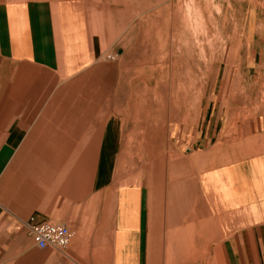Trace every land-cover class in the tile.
<instances>
[{
  "label": "rangeland",
  "instance_id": "obj_1",
  "mask_svg": "<svg viewBox=\"0 0 264 264\" xmlns=\"http://www.w3.org/2000/svg\"><path fill=\"white\" fill-rule=\"evenodd\" d=\"M37 1L64 40L75 36L82 64L0 59V222L19 194L25 209L66 183L71 194L89 188L111 120L122 126L118 167L150 187L149 264H240L228 245L172 224L210 211L198 179L209 149L223 193L242 180L264 195V139L242 129L264 120V0ZM219 227L200 221L198 236L216 239ZM24 231L27 249L42 253ZM0 237V262L14 264V235ZM259 245L246 243L244 264H264Z\"/></svg>",
  "mask_w": 264,
  "mask_h": 264
},
{
  "label": "crops",
  "instance_id": "obj_2",
  "mask_svg": "<svg viewBox=\"0 0 264 264\" xmlns=\"http://www.w3.org/2000/svg\"><path fill=\"white\" fill-rule=\"evenodd\" d=\"M49 12H53L49 4L37 0H0V59L47 67L64 63L71 69L81 65L79 42L75 36L64 40L62 28H56ZM145 113L148 115L149 110ZM263 121H246L242 127L246 130L245 140L264 139ZM97 139L89 188L79 184L71 194L72 189L66 183L49 193L44 202H32L25 209L23 196L19 194L14 215L0 222L2 237L7 240L8 235H14V264H149L150 187L117 165L122 144L120 123L107 120L100 127ZM205 155V164L210 168L198 179L210 211L199 215L193 209L189 217L172 225L192 232L196 229V238L191 240L221 241L244 264L246 243L250 242L256 250L264 242L262 227H255H264V195L247 188L242 180L235 195L223 193L217 178L224 170L216 171L215 153L211 154V149ZM261 158L258 162L262 161L264 173V154ZM248 163L241 166L245 168ZM30 218L65 226L69 231L66 248L62 252L39 249L31 239L34 251L42 253L27 249L23 237ZM200 221L217 224L221 235L216 239L198 236ZM254 230L259 231L257 236Z\"/></svg>",
  "mask_w": 264,
  "mask_h": 264
},
{
  "label": "built area",
  "instance_id": "obj_3",
  "mask_svg": "<svg viewBox=\"0 0 264 264\" xmlns=\"http://www.w3.org/2000/svg\"><path fill=\"white\" fill-rule=\"evenodd\" d=\"M108 59L111 56H107ZM27 228L31 234L34 244L39 249L65 248L69 242V231L63 225L49 223L47 221L37 222L30 218Z\"/></svg>",
  "mask_w": 264,
  "mask_h": 264
}]
</instances>
